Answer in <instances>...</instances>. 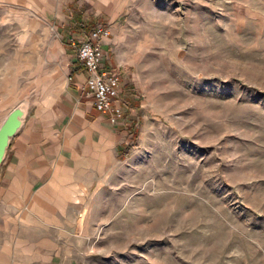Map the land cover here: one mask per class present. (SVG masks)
<instances>
[{"label":"rangeland","instance_id":"rangeland-1","mask_svg":"<svg viewBox=\"0 0 264 264\" xmlns=\"http://www.w3.org/2000/svg\"><path fill=\"white\" fill-rule=\"evenodd\" d=\"M121 1L111 21L79 6L110 32L126 141L66 213L59 262L264 264V0ZM72 22L0 0V121L54 96Z\"/></svg>","mask_w":264,"mask_h":264},{"label":"crops","instance_id":"crops-1","mask_svg":"<svg viewBox=\"0 0 264 264\" xmlns=\"http://www.w3.org/2000/svg\"><path fill=\"white\" fill-rule=\"evenodd\" d=\"M26 3L37 16L57 21L60 27L61 20L73 21L72 30L85 31L82 38L88 30L80 22L81 4L93 21H111L123 7L121 0ZM104 39L102 65L114 67L105 57ZM65 70L54 96L26 112L0 164V264H54L53 260L61 264L66 213L83 210L98 173L112 166L117 148L126 141L124 123H108L84 96L85 73L76 58L65 64Z\"/></svg>","mask_w":264,"mask_h":264},{"label":"built area","instance_id":"built-area-1","mask_svg":"<svg viewBox=\"0 0 264 264\" xmlns=\"http://www.w3.org/2000/svg\"><path fill=\"white\" fill-rule=\"evenodd\" d=\"M109 34L107 27L96 24L84 38L73 42L72 46L75 58L85 73L84 96L94 110L105 115L108 123L118 125L124 118L119 93L120 73L114 67L102 65L101 41Z\"/></svg>","mask_w":264,"mask_h":264},{"label":"water","instance_id":"water-1","mask_svg":"<svg viewBox=\"0 0 264 264\" xmlns=\"http://www.w3.org/2000/svg\"><path fill=\"white\" fill-rule=\"evenodd\" d=\"M26 106L23 103L14 105L0 121V164L14 133L23 123Z\"/></svg>","mask_w":264,"mask_h":264},{"label":"trees","instance_id":"trees-1","mask_svg":"<svg viewBox=\"0 0 264 264\" xmlns=\"http://www.w3.org/2000/svg\"><path fill=\"white\" fill-rule=\"evenodd\" d=\"M74 69H72L70 72H72Z\"/></svg>","mask_w":264,"mask_h":264}]
</instances>
